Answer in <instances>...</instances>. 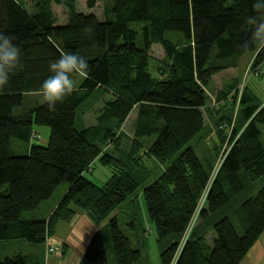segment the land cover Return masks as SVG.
Wrapping results in <instances>:
<instances>
[{
  "label": "trees",
  "instance_id": "obj_1",
  "mask_svg": "<svg viewBox=\"0 0 264 264\" xmlns=\"http://www.w3.org/2000/svg\"><path fill=\"white\" fill-rule=\"evenodd\" d=\"M98 2H103L102 19L79 12L77 0H35L32 11L19 0H0V32L19 48L22 65L0 88V239L45 245L60 222L78 211L96 224L142 190L159 242L168 241L161 264L176 259L175 264H239L264 232V185L239 199L264 176V105L247 86L240 91L235 85L217 93L221 108L214 112L208 83L244 55L254 57L253 72L264 65V49L252 41L253 26L247 24L249 16L261 18L252 10L253 0H86V6L95 8ZM52 3L67 6L66 23L58 24ZM167 31L179 36L171 40ZM154 44L165 52L156 60L157 75L151 70ZM61 52L83 57L89 78L76 76L78 91L49 110L43 98L33 96L52 75L49 65ZM105 94L110 97L97 122L78 128V119ZM227 106L237 116H219ZM206 107L214 112L209 124ZM133 112L135 129L128 136L124 125ZM36 126L50 128L46 144L32 140L33 132L40 137ZM227 127L229 136L222 132ZM212 128L225 145L216 169L215 162L204 165L191 146ZM13 139L30 144L26 155L12 153ZM124 139L129 148L121 147ZM96 160L112 169L102 184L85 175ZM152 160L164 169L144 185ZM64 182L68 188L51 214L36 215ZM204 191L200 221L181 248ZM234 203V218L217 217ZM137 225L138 220L135 230ZM108 227L115 263L140 261L142 249L124 234L116 216ZM108 251L98 229L78 264H110ZM0 264H46L45 250L42 255L19 252Z\"/></svg>",
  "mask_w": 264,
  "mask_h": 264
},
{
  "label": "rangeland",
  "instance_id": "obj_2",
  "mask_svg": "<svg viewBox=\"0 0 264 264\" xmlns=\"http://www.w3.org/2000/svg\"><path fill=\"white\" fill-rule=\"evenodd\" d=\"M77 10L79 12L83 11L84 13L92 12L98 18L104 17L103 2H98V5L93 9H88L83 0H78ZM55 14L58 17V24H63L68 21L69 16L68 8L66 5L61 4V6H56ZM166 35L171 40L179 36L177 31H167ZM150 54L154 59L152 61L151 70L157 75L156 60H163L165 58V52L159 44H154L150 51ZM253 59L254 57L252 55H244L237 61L238 65L231 66L226 70L213 75L212 79L208 83V94L210 95L209 102L211 106L216 104V106H214V112L215 110H217V108H221V106L216 101L217 93L220 90H226V88H231L235 85L240 91H242L245 86H247L249 92H253L256 95L258 102L264 105V65L260 69H258L257 72H253ZM109 97L110 95L105 94L103 98L95 102L92 105L93 107L88 109L84 117L78 119V128L82 129L90 125H94L97 122V117L99 116L104 103L109 99ZM33 98H39L40 100L42 99V96L40 95V93H38L37 96H33ZM28 102H30V100L26 101V105H28ZM231 107L229 109V106H227L224 111H220L219 116L223 115L224 113H228V115L230 116H237V111H234L235 113H232ZM212 112L211 108L210 111L207 110V107L205 108L206 124L210 123L209 115H214V112ZM135 120L136 112H133L129 120L124 125V131L128 136L133 135L135 129ZM213 123L214 122L212 121V125ZM36 131L40 133V137L38 139L35 138L34 142L46 144L50 134V128L48 126H36ZM262 131L264 139V127L262 128ZM222 132L224 133V135L227 134L229 136V134L231 133V129L227 127L226 129L224 128ZM228 136L226 137L228 138ZM193 141L191 142V146L195 149L198 157L204 163V165L208 166L209 162H215L216 169L219 166L224 155L223 153L225 145L220 141V137L217 132H215V129H213L206 138H199ZM29 146L30 144L27 142L13 139L12 153L14 155H26L28 153ZM121 147L129 148L130 142L124 139ZM107 150L110 151V147H108ZM147 166L152 170V175L147 176V180L144 185L152 182L164 169V166L155 160L150 161ZM111 174L112 169L108 166L103 165L99 160H96L92 164L91 170L85 172V175L90 180L99 184L104 183L111 176ZM263 185L264 176L255 183L253 189H247L243 194H241L239 199L242 200L245 199L247 195L255 194ZM67 188L68 183H62L58 187L54 195L50 199L43 202L39 209L35 211L36 215L41 217H48L57 206L60 198L63 196ZM206 192L207 191L203 192L199 204H201V201L206 195ZM134 199L137 200L136 203L140 211L143 226L140 224L138 214H135L132 208ZM129 200L130 202H128ZM235 206V203L232 204V206H229V208L225 212H220L217 217L221 218L223 217V215H229L231 218H234L231 210ZM197 215L198 213L194 215L190 227H193L199 223V215ZM27 216H32V213H29ZM113 216H116L118 218L121 230L126 236L131 238L134 246L139 245L140 249H142L143 251L141 260L135 264H161L160 253L166 247L168 241L164 240L159 242L156 226L149 219L142 190H140L133 198L128 199L124 204L116 207L110 213L108 218L96 224H94L85 213H83L82 211H78V213L71 220L60 222V224L56 228L54 235L49 238V243H46L47 245L34 244L25 240L24 238H15L8 240L0 239V262H2L6 257L13 256L14 254L19 252H22L24 254L38 252L42 255L43 251L45 250L46 264H78L87 248L90 238L98 229H101L104 234L106 245L109 246L108 255L110 264H116L114 254L111 249L112 239L108 227L109 220ZM137 220L138 229L135 230L133 228V223L137 224ZM143 227L144 229H146L145 231H143ZM238 227L239 231L243 232V229L240 226ZM195 233L197 235H200L199 229H196ZM214 233L215 231L212 230L207 235V240L210 244H212L213 242V238L215 236ZM51 243L52 245L59 246L60 251L58 253L49 254L48 244Z\"/></svg>",
  "mask_w": 264,
  "mask_h": 264
},
{
  "label": "clouds",
  "instance_id": "obj_3",
  "mask_svg": "<svg viewBox=\"0 0 264 264\" xmlns=\"http://www.w3.org/2000/svg\"><path fill=\"white\" fill-rule=\"evenodd\" d=\"M252 10L256 15L247 18V24L253 26L251 39L258 49H264V0H253ZM21 53L12 40L0 32V88L9 83L10 74L21 68ZM52 73L42 84L40 95L49 110H55L58 102H63L73 92L78 91L75 77L89 78L88 64L85 59L72 52H61L58 60L50 63Z\"/></svg>",
  "mask_w": 264,
  "mask_h": 264
},
{
  "label": "crops",
  "instance_id": "obj_4",
  "mask_svg": "<svg viewBox=\"0 0 264 264\" xmlns=\"http://www.w3.org/2000/svg\"><path fill=\"white\" fill-rule=\"evenodd\" d=\"M19 1L29 10L31 11L33 10V5L35 3V0H19ZM83 2L86 5V0H83ZM56 6H61V4L52 3V10L54 12H55ZM89 13H92V12H89ZM99 19H102V18H99ZM239 264H264V232L260 236L256 245L248 252V254H246V256L240 261Z\"/></svg>",
  "mask_w": 264,
  "mask_h": 264
},
{
  "label": "built area",
  "instance_id": "obj_5",
  "mask_svg": "<svg viewBox=\"0 0 264 264\" xmlns=\"http://www.w3.org/2000/svg\"><path fill=\"white\" fill-rule=\"evenodd\" d=\"M36 137H37L36 132H33V134H32V140L35 139ZM205 200H206V195L204 196L203 200L201 201V204L198 205V209H197V211H196V213H198V215H199V211H200V209L203 207V205H204V203H205ZM196 213H195V214H196ZM195 214H194V215H195ZM198 215H197V216H198ZM191 229H192V226L189 227V229H188V231H187V233H186V235H185V237H184V239H183V242H182L181 248L183 247L184 243L187 241V239H188V235L190 234ZM59 251H60L59 246H57V245H52V244H48V252H49V254L58 253ZM176 260H177V259H176ZM176 260L174 261L173 264H175Z\"/></svg>",
  "mask_w": 264,
  "mask_h": 264
}]
</instances>
